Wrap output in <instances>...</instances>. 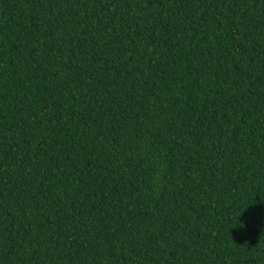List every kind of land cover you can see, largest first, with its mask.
<instances>
[{"label":"trees","instance_id":"1","mask_svg":"<svg viewBox=\"0 0 264 264\" xmlns=\"http://www.w3.org/2000/svg\"><path fill=\"white\" fill-rule=\"evenodd\" d=\"M0 264H264V0H0Z\"/></svg>","mask_w":264,"mask_h":264}]
</instances>
